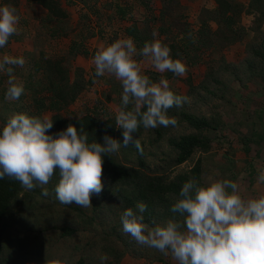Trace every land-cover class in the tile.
I'll list each match as a JSON object with an SVG mask.
<instances>
[{"label":"rangeland","instance_id":"1","mask_svg":"<svg viewBox=\"0 0 264 264\" xmlns=\"http://www.w3.org/2000/svg\"><path fill=\"white\" fill-rule=\"evenodd\" d=\"M3 1L0 0V7L3 6ZM60 1L70 16L69 36L56 39L50 36L51 24L47 20L45 9L27 0H19L17 7L16 4H10L16 8L20 17L18 34L13 35L10 43L3 48L5 51L0 53V60L5 54L25 58L26 63L23 67L14 66L13 75L18 83L23 80L20 75L24 76L31 59L38 58L43 53L50 57L66 56L71 41L81 39L79 37L81 33L86 37L91 32L95 33V36L88 38L86 46L91 52L97 51L117 39L127 38L125 28L134 22L145 27L148 18L159 15L162 7L161 0ZM143 2H147L149 7H145ZM128 6H131L132 10L125 19L119 18L118 8L125 10ZM181 6V12L187 16L188 23L196 30L200 25L203 11L213 9L215 3L212 0H181ZM252 21V16H244L242 20L247 27L252 26ZM262 29L264 30V25ZM253 32L250 31L249 37L242 43L224 52V61L226 65H230L228 70H224L223 61H217L222 56L219 54L214 55L216 60L213 63L212 57H207L209 64L189 68L186 75L169 81L170 89L175 94L190 98V101L180 108L208 117L218 114L227 123V127L221 131L222 136L213 144L209 153H196L191 160L176 168L175 173L188 171L201 158L202 177L206 184L213 180L235 181L240 185L241 195L245 199L264 195V184L257 183L258 170H264V141L261 144L251 143V152L246 154L239 136L264 133V86L260 77L263 68L252 58L249 48L255 37ZM160 40L164 43L162 39ZM31 54H35V57ZM92 59L93 56H80L72 61L71 77H75V68L79 67L84 70L86 79H93V84L64 112V115L80 117L86 113H95L102 119L115 118L118 104L109 100V95L113 83L121 82L107 74L97 77ZM137 59L141 60L139 57ZM252 59L254 61H251ZM18 70L21 71L20 74ZM211 72L215 74L218 82L208 77ZM152 73L158 72L145 64L144 74L151 79ZM6 75V72H0V77ZM211 90H215L216 95L210 94ZM237 92L241 94V98L235 96ZM27 100L30 104L29 98ZM12 103L11 101V106L7 100L0 103V115L3 119L8 120L16 113ZM261 113L262 123L258 120ZM43 116L50 119L52 113L46 112ZM190 132L192 129L186 124H181L170 130L164 141L155 146L149 144L147 132L144 135L145 149L151 152L147 156L148 163L152 167H157L162 164L164 157L170 154L168 136ZM56 185L49 182L45 186L49 191L48 196H43L42 189L38 186L31 197L24 201L20 200L19 205L15 207L12 222L7 226L10 246L8 253H12L8 264H45L46 255L48 259H60L66 264H75L84 247L88 248L91 255L94 253L93 264H106L114 259L113 250L124 251L127 242L130 244L129 251L123 256L122 264H162L148 260V257L156 254L158 250L138 244L124 231L119 232L121 239H116L112 234L111 229L118 222L120 207V202H117L114 195L104 198L102 193L93 194L92 207L88 208L79 207L75 202L64 205L56 199ZM20 199L25 197L21 195ZM95 216L96 219L92 220ZM57 225L77 227L79 230L68 240L61 238L56 230H47L41 235L37 233L46 227ZM36 253L41 257L37 258ZM104 255H107L108 259L102 262L100 258ZM164 259L167 264H177L170 254L164 255Z\"/></svg>","mask_w":264,"mask_h":264},{"label":"clouds","instance_id":"2","mask_svg":"<svg viewBox=\"0 0 264 264\" xmlns=\"http://www.w3.org/2000/svg\"><path fill=\"white\" fill-rule=\"evenodd\" d=\"M19 20L15 7H0V49L18 34ZM152 36L154 39L139 50L133 38L117 39L100 47L92 59L97 77L107 74L121 82L115 124L123 129V144L110 136L104 137L103 144L89 142L83 126L78 131L71 124L55 136L49 135L53 120L14 113L0 131V179L18 181L29 191L39 186L42 195L48 196L45 186L58 172L56 199L64 205L75 202L82 208L92 207V195H99L104 187L103 157L129 145L142 153L140 138L133 134L141 127H175L178 120L168 115L169 109L190 101L175 94L163 76L153 82L144 74L145 64L161 74L182 77L187 72L181 59L172 58L170 47L155 39L158 33L154 31ZM25 63L23 56L7 54L0 60V72L10 77L5 100L17 101L25 93L23 83L13 75L14 66ZM257 183L264 184V170H258ZM136 209L128 208L121 214L123 231L142 246L170 254L177 264H264V195L245 199L235 181L213 180L202 185L195 178L189 179L170 209L180 219L174 216L162 224H149L143 216L147 205L139 202ZM100 259L103 262L108 257ZM45 264L66 262L46 255Z\"/></svg>","mask_w":264,"mask_h":264},{"label":"trees","instance_id":"3","mask_svg":"<svg viewBox=\"0 0 264 264\" xmlns=\"http://www.w3.org/2000/svg\"><path fill=\"white\" fill-rule=\"evenodd\" d=\"M18 1L4 0L3 6L16 4L17 7ZM212 1L215 3V7L203 11L200 17V25L196 30L188 23L187 16L181 12V0H161L162 7L159 15L148 18V24L145 27H141L138 22H134L125 28V34L127 37L133 38L139 50L145 42L152 41L154 39L152 33L157 32V37L170 47L172 58L181 59L188 71L189 68L209 64L207 57H212L211 63H213L216 60L214 55L219 54L222 56L217 61H223L224 70H228L230 65H226L224 61V52L242 43L249 37V32L254 31L255 37L249 48L251 49L252 58L261 65L264 71V30L262 29L264 25V0H245V2L243 0ZM27 2L41 6L47 11V20L51 24L49 30L52 38H67L69 36L68 23L70 16L60 0H27ZM143 3L145 7H149L147 2ZM128 7L125 10L118 8L120 11L119 18H126V15L132 10L131 6ZM244 16L253 17L252 26L247 27L243 24ZM189 33H191V36H189ZM82 36L81 33L79 34L81 39L71 41L66 56L50 57L43 53L38 58L31 59L24 76L23 74L20 75L23 77L20 83H23L25 93L19 100L12 101V104L16 113H26L29 116L44 117V113H52L50 119L53 120V128L47 133L49 135L55 136L60 131L66 130L68 125L71 124L78 131L83 126L89 135V142L95 140L97 143L103 144L104 137L110 136L123 144V129L116 127L115 118L102 119L95 113H86L80 117H67L64 115V112L93 84V79H86L84 70L79 67L75 68V77H71L72 61L80 56H94L96 52H91L86 46L88 38L95 36V33L91 32L88 37L83 36V39ZM11 38L12 36L9 38L8 43H10ZM3 51L5 50L0 49V53ZM31 56L35 57V54H31ZM139 59L142 58L139 57ZM253 59L251 61H254ZM263 71L260 75L262 86H264ZM17 72L18 74L21 73L19 70ZM151 76L153 82L158 81L162 76L169 81L178 78L171 72L152 73ZM208 77L218 82L213 72L209 73ZM0 78L1 103L5 101V93L8 88L7 81L10 77L7 74ZM122 91L121 83H113L109 100L119 106ZM209 92L216 95L215 90ZM235 96L241 98L239 92ZM27 98H29L30 104H28ZM8 104L11 106V102L8 101ZM168 115L177 118L178 124L175 127L158 126L154 129L141 127L137 133L133 134L135 138H140L143 148L142 153L134 146L129 145L128 147L121 146L118 153L103 157L102 183L104 187L101 192L102 197L106 198L114 195L117 202H120L118 222L111 229L116 239H121L119 232L120 230L123 231V226L120 217L126 209L132 208L137 211L136 205L143 202L147 205L143 216L145 222L149 224H162L168 219L174 218V216L176 219H180L170 209L179 198L183 184L191 178H195L202 185L206 184L202 177L203 160L201 158L188 171L175 173V170L191 160L196 153H209L213 148V144L219 141L222 136L221 131L227 127V123L218 114L208 117L175 106L169 109ZM258 120L261 123L263 122L262 113L259 115ZM0 121L2 123L0 131H2L7 119H3L0 115ZM181 124H186L192 129V132L168 136L167 142L171 148L170 154L164 157L161 165L152 167L147 161V156L151 152H147L145 149L144 135L148 132V142L155 146L164 141L170 130ZM239 136L246 154L251 152V143L261 144L264 141V133L239 134ZM50 182L58 184V172ZM36 191L37 187L30 191L25 190L18 181L11 180L8 177L0 179V264H8L12 257V253H8L10 252V246L7 239L9 236L7 226L12 222L15 207L19 205L20 200H26ZM21 195L25 199H20ZM95 219L96 216L92 217V220ZM47 230H56L61 238L68 240L78 233L79 228L57 225L46 227L42 229V232L39 230L37 233L41 235ZM128 244L127 242L122 252L114 249V259L106 264H122L123 256L129 251L130 244ZM35 255L37 258L41 257L39 253ZM92 255L88 248L84 247L75 264H93ZM30 257H33V255H30ZM148 260L167 264L164 254L159 251L148 257Z\"/></svg>","mask_w":264,"mask_h":264}]
</instances>
